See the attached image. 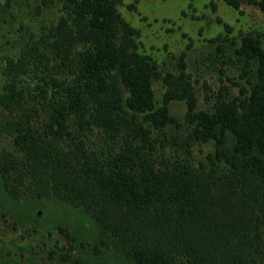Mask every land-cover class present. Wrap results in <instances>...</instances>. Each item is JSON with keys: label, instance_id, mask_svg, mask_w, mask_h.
<instances>
[{"label": "trees", "instance_id": "obj_1", "mask_svg": "<svg viewBox=\"0 0 264 264\" xmlns=\"http://www.w3.org/2000/svg\"><path fill=\"white\" fill-rule=\"evenodd\" d=\"M118 1L64 0L71 21L61 16L44 47L7 58L0 219L24 248L34 246L30 236L59 232L67 244L57 237L37 245L77 264L86 257L66 258L60 247L111 248L123 264H264L263 39L243 33L234 47V36L212 39L232 41L245 79L238 93L199 108L191 90L173 83L158 100L155 65ZM254 2L264 10V0ZM28 57L40 72L32 86L17 79ZM182 98L180 123L170 103ZM95 128L101 141L93 144ZM167 140L169 150L157 147ZM191 143L212 148L197 159ZM46 212L48 221L36 224Z\"/></svg>", "mask_w": 264, "mask_h": 264}, {"label": "rangeland", "instance_id": "obj_2", "mask_svg": "<svg viewBox=\"0 0 264 264\" xmlns=\"http://www.w3.org/2000/svg\"><path fill=\"white\" fill-rule=\"evenodd\" d=\"M117 7L121 16L136 31L138 50L150 57V62L155 65L157 76L153 87L158 100L173 83L191 90L199 108L212 106L223 94L238 93L240 84L245 81L241 61L237 60L233 48L229 46L231 40H222L217 45V41H212L213 37L221 33L234 36V47L240 43L243 33L254 32L261 36L264 44V10L254 0H238L237 5L227 0H119ZM61 16H66L68 23L71 21L64 0H11L9 5L0 8L1 78L7 77L2 73L7 69V58L12 56L17 59L33 43L44 47V39L51 36L50 28ZM34 59L27 58L26 72L17 77L22 84L32 86L38 80L40 72ZM171 77L176 78L173 81ZM170 107L171 114L181 123L187 108L186 99H173ZM171 128L182 133V127L176 124ZM7 141L8 137L0 128V147ZM100 141L95 128L90 132L89 142L96 144ZM165 142V147L159 146L158 142L157 147L169 150L168 140ZM190 147L197 159L212 148L209 144L195 143H191ZM44 215L38 217L36 224L48 221V212ZM74 216L78 218L77 213ZM85 225L88 226V222ZM44 232L46 234V230ZM57 237L62 238L61 243L67 244L66 238L56 231L49 237L35 239L30 236L28 239L34 246H17L16 243L23 244L26 239L12 228L9 219L2 218L0 264H77L69 259L51 258L48 248H39L36 242ZM86 247L79 250L63 246L60 250L68 249L66 258L84 255L85 264H123L111 248L88 253Z\"/></svg>", "mask_w": 264, "mask_h": 264}]
</instances>
